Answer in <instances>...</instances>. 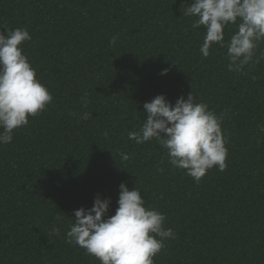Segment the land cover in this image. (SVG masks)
<instances>
[{
	"label": "trees",
	"instance_id": "16d2710c",
	"mask_svg": "<svg viewBox=\"0 0 264 264\" xmlns=\"http://www.w3.org/2000/svg\"><path fill=\"white\" fill-rule=\"evenodd\" d=\"M188 3L0 0V31H29L24 54L53 96L0 145V264H101L66 232L97 194L115 214L121 183L140 188L175 233L154 264H264V42L229 71L226 47L200 53L205 29L183 15ZM191 92L223 117L228 148L227 168L199 183L155 140L128 138L147 119L145 102Z\"/></svg>",
	"mask_w": 264,
	"mask_h": 264
},
{
	"label": "clouds",
	"instance_id": "9594fccd",
	"mask_svg": "<svg viewBox=\"0 0 264 264\" xmlns=\"http://www.w3.org/2000/svg\"><path fill=\"white\" fill-rule=\"evenodd\" d=\"M193 17L191 27H204L200 53L210 55L214 44L227 48L228 70L243 71L253 61L260 42H264V0H190L182 8ZM236 30L225 41V28ZM117 37H112L115 44ZM31 40L26 28L0 31V145L13 140L16 129L25 127L30 116H37L52 103L48 87L38 78L36 69L24 54L23 43ZM264 57V52L261 53ZM260 57L255 62L259 63ZM163 69L161 75H166ZM87 104V94L83 98ZM147 119L128 138L137 144L155 140L165 150L168 163L199 183L208 170L227 168L228 148L222 131L223 117L209 105L197 101L193 92L175 103L158 94L143 104ZM90 113L84 112L82 119ZM264 131V126L261 128ZM107 136V133H105ZM124 160L129 155L121 153ZM111 198L94 199L91 208L74 211L66 243L75 244L97 258L101 264H154V257L175 239L172 228L165 227L166 214L146 206L141 189L119 185L118 207L108 215ZM57 219L61 217L57 215Z\"/></svg>",
	"mask_w": 264,
	"mask_h": 264
}]
</instances>
